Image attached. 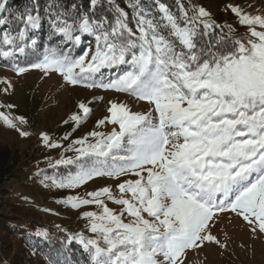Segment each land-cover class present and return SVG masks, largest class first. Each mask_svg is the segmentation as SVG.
<instances>
[{"label": "snow or ice", "instance_id": "6c2138e0", "mask_svg": "<svg viewBox=\"0 0 264 264\" xmlns=\"http://www.w3.org/2000/svg\"><path fill=\"white\" fill-rule=\"evenodd\" d=\"M224 10L235 26L218 23L192 0H175L174 8L166 0H28L22 8L0 0V60L16 75L55 73L69 86L150 106L133 111L109 100L96 129L111 130L94 129L67 146L40 133L46 148L63 149L58 159L48 158L56 174L36 173L45 188L113 182L56 201L97 210L80 214L90 235L57 226L61 248L46 264H62L63 247L73 242L83 264H192L189 253L228 247L213 234L222 213L242 219L253 239L264 237V12L234 3ZM0 83L7 94L11 82ZM77 109L64 121L73 131L92 112L83 101ZM0 122L30 135L23 116L0 111ZM31 235L51 239L47 229Z\"/></svg>", "mask_w": 264, "mask_h": 264}, {"label": "rangeland", "instance_id": "374dc122", "mask_svg": "<svg viewBox=\"0 0 264 264\" xmlns=\"http://www.w3.org/2000/svg\"><path fill=\"white\" fill-rule=\"evenodd\" d=\"M192 2L204 6L214 18L218 12L223 13V23L234 24L235 21L234 16L224 10L225 5L229 3L239 4L249 12L254 10L264 12V0H192ZM238 31L244 32L246 29L238 27ZM5 78L11 82L12 88L7 94L0 91V104H13L15 107L11 110L0 108V111H10L13 116H23L27 124L23 125L22 129L30 135L21 136L17 131L5 127L0 122V146L9 148L18 161L24 164L22 173L7 184L11 195L4 200L2 211L12 209L10 205L16 206L21 216L32 217L41 222L44 225L42 229H57L59 226L69 233L85 231L86 235H90L85 230L87 221L81 219L80 214L82 211H96L95 206L72 210L56 201L70 195L84 197L87 192L113 182L107 178H97L73 190L45 188L40 183L43 176L36 173L42 169L49 176L56 174L58 170L48 167V158L58 159L63 149L46 148L40 139V133L46 132L53 140L67 146L71 140L94 129L105 132L111 130V125L96 129V121L107 115L109 100L123 101L133 111H146L150 106L145 102H137L125 94L69 86L58 74L44 76L36 69H30L18 76L10 69L0 67V80ZM5 87V84L0 83V89ZM81 101L88 103L92 112L88 119L73 131L74 124L72 122L65 124L64 121L78 111L77 104ZM67 133L71 134L69 140L60 139ZM66 155L70 156L73 153L68 152ZM109 207L117 206L109 202ZM44 209L51 211H44ZM213 234L221 242H227L228 247L221 249L212 244L203 248L199 256L189 253L192 264H264V237L253 239L246 224L234 214H220L213 228ZM2 242L6 244V238L0 232V243ZM73 244L81 249L78 243L73 242Z\"/></svg>", "mask_w": 264, "mask_h": 264}, {"label": "trees", "instance_id": "16d2710c", "mask_svg": "<svg viewBox=\"0 0 264 264\" xmlns=\"http://www.w3.org/2000/svg\"><path fill=\"white\" fill-rule=\"evenodd\" d=\"M27 2L28 0H10L14 8H22ZM40 2L43 4L44 0ZM166 2L173 8L175 7V0H166ZM185 2L187 3V0ZM121 6L124 5L121 4ZM223 16V13L218 12L216 21L223 23ZM39 40L41 45L47 42L46 26L41 29ZM22 66H27V64ZM0 67L10 69L2 60H0ZM23 167L24 164L18 161L9 148L0 146V232L6 238V244L0 243V264H46L45 257H55L57 249L61 248L58 241L63 238L64 234L58 229H47L51 239L44 241L31 235L35 230L44 227L41 222L32 217L21 216L16 206L10 205L12 209L2 211L4 200L11 195L7 184L22 173ZM63 253L59 257L62 264L66 257L70 259L71 264H75L77 260L83 264L84 255L78 245L73 243L65 245Z\"/></svg>", "mask_w": 264, "mask_h": 264}, {"label": "bare ground", "instance_id": "6f19581e", "mask_svg": "<svg viewBox=\"0 0 264 264\" xmlns=\"http://www.w3.org/2000/svg\"><path fill=\"white\" fill-rule=\"evenodd\" d=\"M194 260V259H193Z\"/></svg>", "mask_w": 264, "mask_h": 264}]
</instances>
